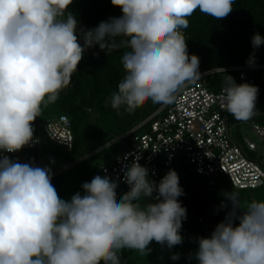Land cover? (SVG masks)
<instances>
[{"label":"clouds","instance_id":"clouds-1","mask_svg":"<svg viewBox=\"0 0 264 264\" xmlns=\"http://www.w3.org/2000/svg\"><path fill=\"white\" fill-rule=\"evenodd\" d=\"M72 2L0 0V264H122L125 249L146 256L153 241L169 249L183 244L187 209L178 199L185 193L175 170L157 184L133 160L124 169L129 191L122 197L116 181L96 175L65 200L51 168L4 153L34 142L33 122L59 99L85 50L95 45L121 52L124 75L110 96L112 109L132 113L149 101L173 104L201 79L199 57L189 54L184 34L189 17L199 10L226 18L236 0H111L122 14L86 30L67 11ZM251 45L260 48L264 37L255 33ZM254 62L255 52L247 60ZM258 93V86L225 74L222 109L248 122L259 113ZM223 195L220 207L231 205L230 211L210 236L196 238L190 257L198 264H264V200Z\"/></svg>","mask_w":264,"mask_h":264},{"label":"trees","instance_id":"trees-1","mask_svg":"<svg viewBox=\"0 0 264 264\" xmlns=\"http://www.w3.org/2000/svg\"><path fill=\"white\" fill-rule=\"evenodd\" d=\"M67 11L77 17L79 28L85 30L122 14L118 7L111 4V0H73ZM189 21L190 26L185 29L188 35V51L190 55L195 54L199 57L200 70L245 64L253 52H255V62H264V45L258 49H253L251 45V38L255 33L258 32L264 37V0H236L233 11L220 20L208 17L197 10L189 17ZM120 56L121 52L108 54L106 50H101L99 45L87 48L78 65V71L71 78L70 85L60 92L59 99L52 104L51 109L43 111L44 115L50 116L49 118L67 115L74 135L72 149L65 147L70 156L60 160L58 166L52 170V173L57 172L52 179L55 188L66 183L69 169L75 167H78L76 175L78 177L100 175V165L111 162L113 157L125 147L122 142L111 144L96 152L94 151L103 144L93 145L89 149L82 147L76 126L78 119H87L92 111L112 114L116 120L117 131L108 138L107 144L115 137L136 127L159 105L149 101L132 113L125 111L123 107L119 111L111 108L110 96L118 91V84L124 75ZM225 74L231 75L234 79L238 76L236 71L217 72L206 81L207 85L211 88L222 87ZM258 74V71L252 72L254 76ZM255 86L259 88L256 108L262 113L264 83L258 82ZM52 113L54 115H51ZM38 119L40 118L37 117L33 122L34 128L37 127ZM258 119L264 123L263 115H259ZM102 136L103 133H99L98 138L102 140ZM41 154L42 150L35 146L13 153V157L24 158L28 163L39 166ZM69 165L72 166L65 169ZM183 169L186 171V176L181 179L180 185L185 194L178 199L187 209V218L182 222V228L197 236H210L215 229L213 224L225 218L226 213L230 211L231 205L228 208L220 207L225 199L223 195L225 192L239 193L242 202L264 200V186L256 189H236L224 176L200 175L193 171L192 166L190 168L185 166ZM122 187L124 186L118 183L117 190L122 192ZM124 188L123 192L127 193L129 189ZM171 264L177 262L172 261ZM188 264H198V261L194 259Z\"/></svg>","mask_w":264,"mask_h":264},{"label":"built area","instance_id":"built-area-1","mask_svg":"<svg viewBox=\"0 0 264 264\" xmlns=\"http://www.w3.org/2000/svg\"><path fill=\"white\" fill-rule=\"evenodd\" d=\"M184 34L188 47L186 30ZM222 71H236L238 76L235 81L238 84L264 83V62L200 70L201 79L188 84L178 94L176 102L168 106L158 105L136 127L115 139L125 147L111 162L100 165V175L108 176L128 188L123 180L125 166L138 160L147 168L149 179L157 184L170 169L178 173L181 181L186 176L183 168L191 164L195 173L224 176L236 189H256L264 186V164L256 155L259 151L258 142L248 137L233 136V116L222 109V87L211 88L206 83L212 75ZM254 71L259 74L252 75ZM259 115L264 116V112L257 114ZM253 128L262 141L264 123L254 122ZM37 132L34 142L24 148L38 146L40 150L42 132L48 139L69 150L74 145L72 124L67 115L38 119ZM111 144L112 141L94 152ZM4 154L14 159L13 153ZM15 160L28 163L24 158ZM56 173H53V177ZM224 219L216 221L214 227Z\"/></svg>","mask_w":264,"mask_h":264},{"label":"rangeland","instance_id":"rangeland-1","mask_svg":"<svg viewBox=\"0 0 264 264\" xmlns=\"http://www.w3.org/2000/svg\"><path fill=\"white\" fill-rule=\"evenodd\" d=\"M51 108L52 104L43 108L39 118L42 120L46 119L48 116L44 115L43 111ZM51 115L54 114L52 113ZM254 122L262 123L260 119H258L257 115L248 122H239L236 121L233 117L231 122V129L233 136L236 138L248 137L258 142L259 151L258 154H256L257 159L261 160L264 163V139L262 141L259 140L258 135L255 133L253 128ZM76 126L79 131L82 147H87L88 149L93 145L103 144L101 145V147L106 146L108 138L114 135L117 131L116 120L114 116L110 113H101L98 111L90 112L88 118L85 120L78 119L76 121ZM34 129H36L34 133L38 134L37 127ZM99 133H103L102 140L98 138ZM95 134H98V136H96ZM117 137L112 140L113 145L119 143V141H115ZM41 138L42 154L40 165L41 167L47 166L51 168V170H53L58 166V162L60 160H63L66 156H70V154L65 149V147L63 148L61 146H58L50 139H48L44 132H42ZM53 149L57 152H55ZM71 166L65 167V169L70 168ZM186 166L189 168L191 167L189 164ZM77 172L78 167L69 169L67 173L68 180L66 181V183L56 188L59 196L62 199L69 200L71 196L76 192L82 193V183L86 181L90 182L94 177L93 175H90V177H78L76 176ZM121 190L123 189L121 188ZM116 191L118 198L122 197L125 194V192L123 191ZM180 234L184 238L182 245H177L169 249L166 246L162 247L160 244L153 241L149 245L151 251L148 252L146 256L141 255L135 250H122V264H171L172 261H176L177 264H188L190 261L195 259L194 255H191L190 257V254H194L196 252L198 248L196 238L200 236H197L184 228L181 229ZM173 254H179L180 258L178 260H172L171 256Z\"/></svg>","mask_w":264,"mask_h":264},{"label":"crops","instance_id":"crops-1","mask_svg":"<svg viewBox=\"0 0 264 264\" xmlns=\"http://www.w3.org/2000/svg\"><path fill=\"white\" fill-rule=\"evenodd\" d=\"M53 142V141H52ZM53 143H55V142H53ZM55 144H57V143H55ZM42 150V145H41V148H40V151ZM39 166L41 167V165H40V163H39ZM69 166H71V165H69ZM68 167V166H67ZM124 187H122V189H123ZM125 189V188H124ZM124 189H123V191H124Z\"/></svg>","mask_w":264,"mask_h":264}]
</instances>
